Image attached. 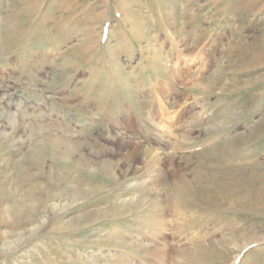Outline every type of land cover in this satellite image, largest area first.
I'll list each match as a JSON object with an SVG mask.
<instances>
[{"label":"rangeland","instance_id":"374dc122","mask_svg":"<svg viewBox=\"0 0 264 264\" xmlns=\"http://www.w3.org/2000/svg\"><path fill=\"white\" fill-rule=\"evenodd\" d=\"M0 264H264V0H0Z\"/></svg>","mask_w":264,"mask_h":264},{"label":"bare ground","instance_id":"6f19581e","mask_svg":"<svg viewBox=\"0 0 264 264\" xmlns=\"http://www.w3.org/2000/svg\"><path fill=\"white\" fill-rule=\"evenodd\" d=\"M27 4H28V3H27ZM260 46H263V43L260 44ZM247 49H248V48H246V50H245L246 52H247ZM239 50H240V49H239ZM243 50H244V49H243ZM238 52H239V51H238ZM239 53H240V52H239ZM243 53H244V52H243ZM243 53H242V54H243ZM242 54H241V55H242ZM245 54L247 55L248 53H244V55H245ZM251 54L254 55L253 53H251ZM252 55H251V57H252ZM256 56L263 58V49H260V48H259ZM247 57H248V56H247ZM251 57H249V58H251ZM185 58H186V57H185ZM244 58H245V56H244ZM249 58H248V59H249ZM187 59H189V58H187ZM182 61H184V60H182ZM185 63H186V62H185ZM246 65H247V64H246ZM184 66H185V65H184ZM172 100H173V99H172ZM167 102L169 103V101H167ZM172 107H173V106H172ZM169 108H170V107H169ZM63 141H64V140H63ZM51 147H52V146H50V148H51ZM52 149H53V148H52Z\"/></svg>","mask_w":264,"mask_h":264}]
</instances>
